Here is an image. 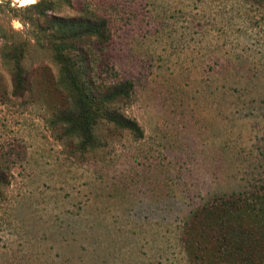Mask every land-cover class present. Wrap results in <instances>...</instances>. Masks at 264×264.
I'll list each match as a JSON object with an SVG mask.
<instances>
[{
  "label": "rangeland",
  "instance_id": "1",
  "mask_svg": "<svg viewBox=\"0 0 264 264\" xmlns=\"http://www.w3.org/2000/svg\"><path fill=\"white\" fill-rule=\"evenodd\" d=\"M40 1L106 20L100 75L132 82L124 112L143 134L100 125L77 151L50 122L63 93L44 18L0 0V264H188L187 214L263 171L264 0Z\"/></svg>",
  "mask_w": 264,
  "mask_h": 264
},
{
  "label": "trees",
  "instance_id": "2",
  "mask_svg": "<svg viewBox=\"0 0 264 264\" xmlns=\"http://www.w3.org/2000/svg\"><path fill=\"white\" fill-rule=\"evenodd\" d=\"M33 7L38 8L44 28L49 30L48 47L57 65L54 86L63 93L50 122L63 135L76 139L79 152L98 145L94 129L100 125L141 137V127L123 106L130 102L132 82H109L100 75L109 61L100 54L109 44L106 20L91 11L74 17L47 15L45 10L51 5L40 0ZM6 56L11 60V93L19 96L26 88L20 50L12 47ZM179 242L188 264H264V167L247 189L219 194L216 201L204 202L187 214Z\"/></svg>",
  "mask_w": 264,
  "mask_h": 264
},
{
  "label": "clouds",
  "instance_id": "3",
  "mask_svg": "<svg viewBox=\"0 0 264 264\" xmlns=\"http://www.w3.org/2000/svg\"><path fill=\"white\" fill-rule=\"evenodd\" d=\"M14 2H16V0H14ZM18 3L21 6H27L37 3V0H18Z\"/></svg>",
  "mask_w": 264,
  "mask_h": 264
}]
</instances>
